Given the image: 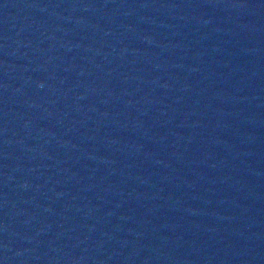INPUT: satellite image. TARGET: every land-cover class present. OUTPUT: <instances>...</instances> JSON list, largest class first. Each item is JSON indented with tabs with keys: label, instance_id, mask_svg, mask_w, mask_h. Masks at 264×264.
Instances as JSON below:
<instances>
[{
	"label": "water",
	"instance_id": "water-1",
	"mask_svg": "<svg viewBox=\"0 0 264 264\" xmlns=\"http://www.w3.org/2000/svg\"><path fill=\"white\" fill-rule=\"evenodd\" d=\"M264 0H0V264H260Z\"/></svg>",
	"mask_w": 264,
	"mask_h": 264
}]
</instances>
